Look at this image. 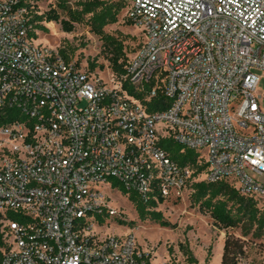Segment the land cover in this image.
I'll return each mask as SVG.
<instances>
[{
    "label": "built area",
    "instance_id": "built-area-1",
    "mask_svg": "<svg viewBox=\"0 0 264 264\" xmlns=\"http://www.w3.org/2000/svg\"><path fill=\"white\" fill-rule=\"evenodd\" d=\"M120 1L144 40L105 80L40 44L18 0H0V113L27 118L0 127V264H154L133 234L102 235L106 216L122 218L114 181L145 202L204 181L264 203V0ZM126 84L169 108L148 112ZM163 139L206 171L173 161Z\"/></svg>",
    "mask_w": 264,
    "mask_h": 264
},
{
    "label": "trees",
    "instance_id": "trees-1",
    "mask_svg": "<svg viewBox=\"0 0 264 264\" xmlns=\"http://www.w3.org/2000/svg\"><path fill=\"white\" fill-rule=\"evenodd\" d=\"M18 1L20 8L28 10L29 23L36 31L47 32L48 29L44 26V23H59L66 33H72L75 30L76 24L86 25L90 29V32L99 37L102 42L103 53L107 55L106 59L115 78L119 80L126 74V66L128 65L130 56L125 51L124 41L105 32L108 26L119 22V16L125 9V5L120 0H57V8L50 10L44 15L34 14L32 10L36 3L45 0ZM73 1H76L74 6L72 5ZM59 11L66 15L67 20L62 19ZM127 24L132 25L128 21ZM32 36L38 39V34L33 33ZM59 52L66 61H70L66 50H60ZM97 67L100 70L104 69L103 65L98 66L96 63H91L88 72L94 73ZM124 87L129 91L130 95L144 101V94L129 88L127 84ZM151 89L152 85L146 87V93H149ZM144 103L150 113L164 111L170 105L169 101L160 92L150 101H144ZM16 122H27V118L19 109L10 108L0 113V127ZM160 144L173 161L181 166H191L196 170V176L206 171L207 165H198V154L196 152L184 149L183 146L171 139H163ZM114 187L123 196L128 197L141 222L151 221L159 224L162 228L170 227L163 214L157 211L158 206L165 202V199L160 194L156 193L157 199L145 202L138 194L127 191L118 182L114 181ZM190 189L192 206L199 207L201 212L208 214L216 226L224 230L242 228L246 231L245 235L253 232L257 238L264 235V203L242 196L234 186L227 182H195L191 185ZM115 219H118L119 224L122 226L134 227L133 222H126L122 218ZM100 221L104 223V217H100ZM246 245L245 241L228 235L224 245L221 264H242L246 253Z\"/></svg>",
    "mask_w": 264,
    "mask_h": 264
},
{
    "label": "rangeland",
    "instance_id": "rangeland-1",
    "mask_svg": "<svg viewBox=\"0 0 264 264\" xmlns=\"http://www.w3.org/2000/svg\"><path fill=\"white\" fill-rule=\"evenodd\" d=\"M118 1V0H107ZM76 1L72 2L74 6ZM57 8V0H45L34 5V14L44 15ZM62 19L67 17L61 11ZM125 11L119 16V22L108 26L105 32L115 38L124 41L125 51L128 56H134L143 44L144 37L138 28L128 25ZM47 32L37 31L38 42L54 50H66L70 62H76L78 66L89 71V65L96 63L103 65L94 73L110 80L112 73L107 55L103 53V44L99 37L90 32V29L82 24L75 25L72 33L63 31L59 23H44ZM259 93L264 96V77L259 84ZM264 107V100H263ZM191 191L187 190L182 197L174 200H165L158 206L165 220L170 224L168 228H162L151 221L141 222L134 206L127 196L122 193L112 195L113 208L119 211L122 220L133 222L134 227L122 226L118 219L106 216L105 228L102 235L128 236L133 234L138 244L150 251L154 264L174 262L175 264H221L224 245L228 235L234 236L246 242V253L242 264H264V235L257 238L254 233L245 235L242 228L224 230L216 226L213 219L201 212L199 207H193L190 200Z\"/></svg>",
    "mask_w": 264,
    "mask_h": 264
},
{
    "label": "crops",
    "instance_id": "crops-1",
    "mask_svg": "<svg viewBox=\"0 0 264 264\" xmlns=\"http://www.w3.org/2000/svg\"><path fill=\"white\" fill-rule=\"evenodd\" d=\"M222 261V260H221Z\"/></svg>",
    "mask_w": 264,
    "mask_h": 264
}]
</instances>
